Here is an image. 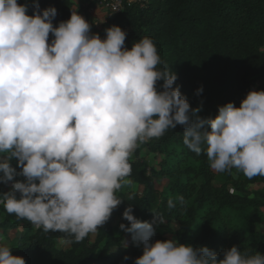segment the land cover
<instances>
[{"label":"clouds","instance_id":"obj_1","mask_svg":"<svg viewBox=\"0 0 264 264\" xmlns=\"http://www.w3.org/2000/svg\"><path fill=\"white\" fill-rule=\"evenodd\" d=\"M28 8L0 0V184L11 182L0 204L8 214L66 234L61 243L84 240L122 203L115 193L131 173L138 143L177 125L183 144L196 155L203 151L212 170L264 177V91L249 90L239 107L228 102L215 118L202 119L201 107L190 108L173 87L177 75L157 69L162 61L151 38L128 49L117 25L101 39L77 12L54 27L55 7L34 3L31 16ZM132 213L129 204L122 213L129 226L119 228L143 246L134 264H264V254L248 256L236 246L219 259L206 246L152 242L154 224L165 218L140 221ZM11 250L0 245V264H26Z\"/></svg>","mask_w":264,"mask_h":264},{"label":"trees","instance_id":"obj_2","mask_svg":"<svg viewBox=\"0 0 264 264\" xmlns=\"http://www.w3.org/2000/svg\"><path fill=\"white\" fill-rule=\"evenodd\" d=\"M17 3H27L30 16L34 3L41 10L55 7L54 27L68 20L72 12L78 13L72 0H17ZM94 3L95 0L90 4ZM112 25L126 32L124 46L128 49L144 37L153 40L162 61L157 69L177 75L173 87L179 85L190 108L201 107L197 115L202 119L215 118L218 106L228 102L239 107L248 91L258 87V80L264 78V0H147L144 5H125L122 11L107 18L106 27ZM52 39L50 33L49 42ZM162 83L157 82L158 91ZM201 87L203 91L197 94ZM205 128L210 130L207 125ZM183 131L177 125L160 138L138 143L129 158L131 173L124 179L143 186L142 192L123 198L117 190L115 195L122 203L105 224L98 226L93 237L90 233L78 243H61L62 239L70 238L64 233L45 232L26 219L8 214L0 204V231L3 235L13 234L8 246L12 255L23 257L26 264H134L135 258L142 255L143 246L134 244L131 234L117 236L113 232L117 218L120 224L129 226L122 218L129 204L140 221L152 222L155 214L165 221L177 220L179 229L174 235L178 243L206 246L219 259L232 246L248 256L256 252L264 254V233L252 231V224L264 222L261 213L264 177L249 179L235 168L217 175L203 151L196 155L183 144ZM140 149L161 156L155 173L158 179L168 177L181 162H199L200 183L191 199L181 203L161 194L149 173L153 169L139 155ZM11 164L20 171L15 158ZM254 185L258 189L249 191L248 187ZM10 190L11 182L0 184V193ZM183 194L186 196V192ZM169 200L175 207H168ZM237 208L245 212L240 225L223 219L222 212ZM156 224L151 241L169 240L156 230ZM126 237L129 241L124 245ZM62 244L65 247H60Z\"/></svg>","mask_w":264,"mask_h":264},{"label":"rangeland","instance_id":"obj_3","mask_svg":"<svg viewBox=\"0 0 264 264\" xmlns=\"http://www.w3.org/2000/svg\"><path fill=\"white\" fill-rule=\"evenodd\" d=\"M87 1L88 0H82V1L72 0L74 8H76L78 13L81 16H83L84 19L90 24V29H91L90 35L98 34L101 39H104L105 29L107 28L106 21L108 17L99 7H95L91 11L87 12L86 11V7L88 6L86 5L88 4ZM250 90L264 91V78L258 80V87H252ZM139 155L147 159L149 163V167L153 169L150 170L149 173L150 175H152L155 181V186L161 194L170 196L174 201H179V202H180L179 198L181 197L183 198V202L191 199V197L193 196V192L196 190L197 186L200 183V178L197 176L199 169L201 167L199 162H194L192 160L181 162L168 177L158 179L155 173L158 169L157 163L160 161L161 156L158 154H150L145 149H140ZM216 173L217 175L221 174L218 172ZM258 187H259L258 185H254L248 187V190L252 191L253 189L256 188L258 189ZM142 189L143 186L136 184L129 179H124L122 182V187L118 191V195L123 198H130L134 195H139L142 192ZM234 191L235 193L237 192L240 194V191H236V190ZM182 192L184 193L186 192V196L184 194L182 195ZM244 213H245L244 210H240L239 208H237V209H231L230 211L227 212H222V216L224 215L223 219L228 221L229 223L240 225ZM261 213L264 215V208L261 209ZM173 223H175L177 229H179L178 221L170 220V221H164L163 223H157L156 230L162 233L163 237L175 240L174 232L176 230H171L170 227ZM119 225L120 222L119 219L117 218L113 222V232L117 236L121 235L122 233H126L119 228ZM252 231L258 233H264V222L252 224ZM93 235L94 233H92V237ZM12 237L13 234L11 232L3 235L2 232L0 231V245L9 246ZM128 241L129 238L126 237L122 243L126 245ZM60 247H65V245L62 244L60 245Z\"/></svg>","mask_w":264,"mask_h":264},{"label":"built area","instance_id":"obj_4","mask_svg":"<svg viewBox=\"0 0 264 264\" xmlns=\"http://www.w3.org/2000/svg\"><path fill=\"white\" fill-rule=\"evenodd\" d=\"M94 1V0H93ZM147 0H95V3L86 7V11L89 12L95 7H99L103 10L106 16L109 18L113 14H117L123 10L125 5L139 4L144 5ZM91 6V7H89Z\"/></svg>","mask_w":264,"mask_h":264},{"label":"crops","instance_id":"obj_5","mask_svg":"<svg viewBox=\"0 0 264 264\" xmlns=\"http://www.w3.org/2000/svg\"><path fill=\"white\" fill-rule=\"evenodd\" d=\"M79 1H82V0H79ZM93 2H94L93 0H88V1H87L88 4H90V3L92 4ZM75 9H76V8H75ZM76 10H77V9H76Z\"/></svg>","mask_w":264,"mask_h":264}]
</instances>
